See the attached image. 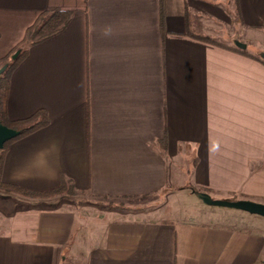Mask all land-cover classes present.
<instances>
[{
    "label": "crops",
    "instance_id": "obj_1",
    "mask_svg": "<svg viewBox=\"0 0 264 264\" xmlns=\"http://www.w3.org/2000/svg\"><path fill=\"white\" fill-rule=\"evenodd\" d=\"M211 1L0 0V59L43 11L73 12L62 32L30 47L12 75L9 118L44 109L50 122L9 145L2 180L46 191L64 177L82 194L144 199L169 188L171 160L186 155L195 188L264 201V63L249 47L243 54L186 34L188 11L197 24L226 23L203 11ZM232 2L227 21L244 36L234 43L245 47L253 34L264 44V0ZM6 194L0 264L77 259L73 210ZM160 212L99 226L82 245V264L264 262L262 216L210 210L169 219Z\"/></svg>",
    "mask_w": 264,
    "mask_h": 264
},
{
    "label": "rangeland",
    "instance_id": "obj_2",
    "mask_svg": "<svg viewBox=\"0 0 264 264\" xmlns=\"http://www.w3.org/2000/svg\"><path fill=\"white\" fill-rule=\"evenodd\" d=\"M232 0H212L209 3H203L202 9L214 10L215 13L221 14L225 19H231L233 10ZM215 24L210 21H200L198 24L195 22V28L205 36L216 37L219 42H222L231 46L241 39L244 40L243 32L240 29H234L236 25L228 23ZM247 36V35H246ZM255 35H251L250 42H247V48L252 52H264V44H261L259 38H255ZM216 40L215 38H213ZM237 40V42L234 40ZM256 39V40H254ZM240 46H242L240 44ZM171 185L161 195H155L144 199H115V198H101L93 196L87 192L78 193L75 197H59L57 199H47L46 202L53 203V206L63 208L66 210H73L76 214V241H79V246L76 250V258L67 260V264H82L84 255L85 243H90L94 234L99 230V226L108 223L112 220L122 218H136L137 215L146 214L154 210L162 209L160 215L169 219H177L181 215L186 214L192 216L198 213H202L204 217L209 216L210 210H227L233 214H240L243 216H251L245 211L238 210L235 208H225L218 206H211L205 204L197 196V188H195L194 171L195 166L190 157H183L182 160H171ZM7 192L0 189V195L6 194ZM219 194H213L214 199L229 200L218 196ZM7 198L8 195H5ZM0 201V208L10 206L8 202L3 203ZM15 200H11V206H13ZM42 203V202H41ZM15 205V204H14ZM43 205V204H39ZM49 205V204H48ZM47 205V206H48ZM43 206H46L43 205ZM50 206V207H53ZM214 208V209H213ZM190 212V213H186ZM191 216V217H192ZM3 215L0 214V222ZM82 241V242H81ZM81 242V243H80Z\"/></svg>",
    "mask_w": 264,
    "mask_h": 264
},
{
    "label": "trees",
    "instance_id": "obj_3",
    "mask_svg": "<svg viewBox=\"0 0 264 264\" xmlns=\"http://www.w3.org/2000/svg\"><path fill=\"white\" fill-rule=\"evenodd\" d=\"M72 14L73 12L67 9H47L43 11L38 16L34 24L28 28L24 39L18 44V46H16L8 55L0 59V67L6 63H9L8 68L4 73L0 75V120L4 125L20 131L18 136L9 140L5 144L4 148L0 150V189L13 195L23 196L32 201L34 204L45 202L47 199L53 200L54 198L57 199L59 197H75L76 195H78V193H82V190H78L71 180H67L64 177H62L59 186L46 191L29 190L12 183L4 182L2 180L3 162L9 145L47 126L50 122L49 115L44 109L38 110L32 116L27 118L16 120H12L9 118L8 100L10 94L11 78L18 65L29 54L30 47L62 32L71 20ZM194 25L195 16L192 11H188L186 32L187 35L229 47L230 49L236 50L243 54L249 53L247 46H229L223 42L214 40L209 36L203 35L195 28ZM18 49H21V53L19 54L18 58L13 61L12 55ZM252 56L264 63V59L260 56L259 53L253 54ZM197 190L210 193V190L206 188H197ZM246 199L264 203L263 200L257 198L247 197ZM230 200L236 199L230 198ZM259 264H264V262H261Z\"/></svg>",
    "mask_w": 264,
    "mask_h": 264
},
{
    "label": "water",
    "instance_id": "obj_4",
    "mask_svg": "<svg viewBox=\"0 0 264 264\" xmlns=\"http://www.w3.org/2000/svg\"><path fill=\"white\" fill-rule=\"evenodd\" d=\"M21 53V49H18L13 55L12 60H16ZM260 56L264 59V52H260ZM9 63L4 64L0 67V75L5 72L8 68ZM20 133L19 130L10 128L4 125L0 120V150L4 148L5 144L18 136ZM197 196L205 204L211 206L225 207V208H235L248 212L250 214L259 215L264 217V203L248 200V199H238V200H221L214 199L211 194L207 192L197 191Z\"/></svg>",
    "mask_w": 264,
    "mask_h": 264
}]
</instances>
